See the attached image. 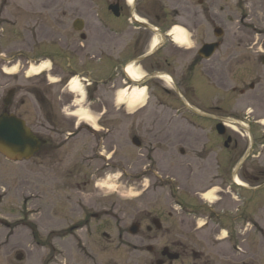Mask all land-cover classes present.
Here are the masks:
<instances>
[{"label": "rangeland", "instance_id": "1", "mask_svg": "<svg viewBox=\"0 0 264 264\" xmlns=\"http://www.w3.org/2000/svg\"><path fill=\"white\" fill-rule=\"evenodd\" d=\"M84 1L0 0V114L7 111L22 118L44 141L39 153L29 160L10 162L0 154V264H155L154 260L125 254L126 241L113 240L119 227L127 225L137 211L159 217L167 233L159 232L157 240L164 242L165 236L168 242L185 236L188 249L200 252L202 260L259 264V259H264L259 211L239 225H226L229 237L224 241L225 233H218L209 224L198 228L204 219L191 216L192 205L200 201L210 205L206 200L213 201L218 191L216 178V187L207 191L211 198L203 200L199 195L210 186L209 176L215 177L217 166L229 167L221 139L213 131L185 127L184 119L166 120L169 111L156 108L163 101L181 109L177 114L183 115L177 118L203 124L162 95L147 98L144 94L131 103L125 96L118 101L119 93L104 92L98 101L93 97L97 94L94 86L86 90L88 81H83L80 71L95 72L93 78L97 79L106 76L112 65L113 36L109 30L113 17L101 11L105 0H95L98 4L94 5ZM201 1L199 46L214 39L216 26L223 29L222 38L233 49L243 52L245 44H253L257 51L247 49L248 57L252 56L244 64L247 75L243 79L254 82L249 70L259 66L263 71L259 81L264 85L260 62V55H264V0ZM168 9L170 12L171 7ZM78 20L80 30L73 27ZM97 20H103L109 29L98 28ZM82 33L87 41L80 37ZM58 51L60 58L66 57L51 63L49 58L55 60L53 55ZM41 62L45 63L43 70L32 74L30 66ZM189 75L194 94L185 101L203 111L207 99L202 93L209 94L207 79L202 68ZM73 77L80 82V94L68 90ZM230 78L235 81L234 74ZM11 89L14 94L6 106L3 100ZM251 95L230 100L216 93L214 102L222 111L247 106L260 120L257 125L264 135V96L260 99L257 91ZM167 123L181 124L184 138H174L170 144L154 137ZM202 144L205 149L200 151ZM179 148L186 158L178 157ZM260 151L258 160L251 158L244 165L257 167L260 161L264 169V145ZM238 155L233 164L239 161L241 153ZM203 163L208 167L203 169ZM261 182L264 178L256 183L248 180L247 184L254 187ZM224 200L218 208H234V202ZM261 210L264 223V206ZM86 219L83 229L69 230ZM232 237L237 243L233 244ZM17 255H22L21 260Z\"/></svg>", "mask_w": 264, "mask_h": 264}, {"label": "flooded vegetation", "instance_id": "2", "mask_svg": "<svg viewBox=\"0 0 264 264\" xmlns=\"http://www.w3.org/2000/svg\"><path fill=\"white\" fill-rule=\"evenodd\" d=\"M94 1L90 0L89 3L98 4V2ZM84 3L86 4L88 1L85 0ZM105 3V8L102 7L101 11H104V13L108 12L106 15L113 17V24L109 30L113 36L111 54L109 55L112 65L106 76L97 79L93 78L95 77V72H83L89 79L88 83H86V90L90 89L92 85L95 88L94 92L97 93L96 95L102 96L104 92L114 94L123 85H133L131 79L137 77H133L130 74V67H134L140 74L138 79H142L139 87L145 86L147 98L150 95L154 97L155 95H162L167 101L173 100L174 104L178 103L181 105L183 112L188 117L196 118L203 124L186 118H177L179 115H183L177 114V112H181V109L175 105H167L166 101H163L158 103L156 108L162 107L169 111L165 115L166 120L181 121L184 119L186 121L184 126L187 128L191 127L190 129L198 131L209 130L214 133H216V124L218 122L224 124L223 134L218 135V137L222 141L223 149L227 151L224 160L229 167L227 168L224 165L220 169L217 166L215 177L209 176L211 184L214 183L213 180L218 179V191L214 195L213 201H210V205H206L201 201L192 205L191 216L196 219H204V225L209 224L217 231H220L226 225L236 226L241 224L244 219L250 215L257 214L259 211V222H261L259 224V241L264 244V223L261 221L264 190H259V197L249 198L246 196L247 190L242 186V181L247 182L250 180L256 183L264 178V169L260 161L259 164H256L257 167L244 165L251 158L258 160L261 156L260 148L263 146L264 135L262 134L263 130L259 129L257 125L261 124V122L252 115V110H248L247 106L239 109L226 108L222 111L214 102L216 93L222 95L221 99L231 100L239 97L241 100L246 99L254 91H257L260 99H262L264 96V85L259 81L263 73L262 69L256 66L249 70L254 75V82H246L243 79V76L247 75V69L244 64L246 65L252 56L248 57L247 49H251L249 52H255L257 51L256 46L254 50L253 44H245L243 52L233 49L232 45L222 38L223 29H221L222 35L215 37V28H221L216 26L213 27L214 39L206 43H217V48L208 58H202L200 55L201 45L199 46L196 40L201 0H109L108 2L105 0ZM109 6L112 7V10H109ZM168 6L171 7L170 12ZM227 20H230V17H227ZM96 25L103 31L105 27H109L104 26L103 20H97ZM175 28L181 29L185 41L184 44L176 42ZM80 37L83 41L88 40L83 33L80 34ZM59 54L58 51L53 55L54 59L56 58L53 63H56L57 58H60ZM262 56L264 55H260V58ZM184 65L186 66L185 69L180 68V66ZM233 67L238 69L233 71ZM201 68L209 87L208 95L206 92L202 93L205 96L204 99H207V102H204L206 109L203 108V111L185 101V99L192 98L194 94L189 74L191 72L195 73ZM232 74H234V82L230 78ZM251 98L255 97L251 95ZM232 116L239 120L230 119ZM225 121L235 124L238 129H232ZM162 127V129L158 130L161 134L154 135V137L160 136L170 144L174 142V138L177 140L181 137L184 138L185 134H182V130H180L181 124L167 123L162 125ZM162 132L165 133L163 134ZM227 139L229 140L225 144ZM39 141V147L35 154L39 153L44 144V141L40 138ZM204 149L205 145L202 144L200 151ZM249 149L248 157L235 173L237 181L234 182L233 161L240 155L238 153H241V158ZM178 157L186 158L182 148H179ZM201 166L205 169L208 167V163H203ZM204 190L206 192L213 191L211 188ZM199 195L203 196V194ZM225 198H229L232 203L234 202V208H218V203L225 201ZM179 205H182V203ZM137 212L131 218L129 225L122 224L116 232L117 235L113 237L114 241L115 239L118 241L117 243L121 240L126 241L125 254L137 255L140 258L145 257L152 261L154 260L155 264H173L175 261L180 264H213L209 259L202 260L200 252L188 249L184 241L185 236L182 239L178 238L168 242L167 239H164L165 236L162 237L164 242L160 239L157 240L160 237L158 235L159 232L167 233L162 230L163 225L159 217L143 211H140V214H137ZM87 222L88 220L86 219L85 222L75 225L69 230H73L72 233L81 230ZM136 236H138L137 239H135ZM236 237L239 238V236ZM146 264H152V262L148 261ZM232 264L246 263L244 261H236ZM259 264H264V259H259Z\"/></svg>", "mask_w": 264, "mask_h": 264}, {"label": "water", "instance_id": "3", "mask_svg": "<svg viewBox=\"0 0 264 264\" xmlns=\"http://www.w3.org/2000/svg\"><path fill=\"white\" fill-rule=\"evenodd\" d=\"M74 28L76 30L81 29L79 21L74 23ZM219 32L220 30L216 29V34H219ZM213 48V44H205L200 51L208 56ZM8 96H11V92ZM5 103H8V101L5 100ZM219 127L220 131H218L222 133L223 129L220 125L217 126V128ZM133 142L137 144L135 140ZM37 145V138L31 133L30 128L23 119L11 113L0 115V154L12 161L29 159L36 151ZM18 258H21V255Z\"/></svg>", "mask_w": 264, "mask_h": 264}, {"label": "bare ground", "instance_id": "4", "mask_svg": "<svg viewBox=\"0 0 264 264\" xmlns=\"http://www.w3.org/2000/svg\"><path fill=\"white\" fill-rule=\"evenodd\" d=\"M175 31V40L177 43H180V44H184L185 41H184V37H183V34H182V31L181 29L179 28H175L174 29ZM45 67V63L44 62H41V64L39 66H30V71L32 72V74H38L40 73L43 68ZM130 74L133 76V77H139L140 74L139 72L133 67L131 68L130 67ZM68 90H70L71 92L73 93H77V94H80V91H81V85H80V82L77 78L73 77L69 80L68 82ZM143 89H133L132 92L130 93L129 95V101L131 103H135L137 101H139V99L141 98V96L143 95ZM123 95H125V91H120L119 92V95H118V101H120V99H122ZM80 115V113H79ZM82 115V116H81ZM81 117L80 118H83V114L81 113ZM263 123V121H262ZM203 198H207V199H210L211 198V194L210 192H207L205 193L203 196Z\"/></svg>", "mask_w": 264, "mask_h": 264}, {"label": "clouds", "instance_id": "5", "mask_svg": "<svg viewBox=\"0 0 264 264\" xmlns=\"http://www.w3.org/2000/svg\"><path fill=\"white\" fill-rule=\"evenodd\" d=\"M108 194H111V193H108ZM117 195H119V193H116ZM122 198H126V197H122Z\"/></svg>", "mask_w": 264, "mask_h": 264}]
</instances>
